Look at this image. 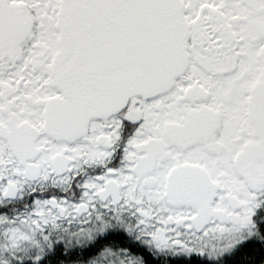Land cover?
<instances>
[{"label":"snow or ice","instance_id":"snow-or-ice-1","mask_svg":"<svg viewBox=\"0 0 264 264\" xmlns=\"http://www.w3.org/2000/svg\"><path fill=\"white\" fill-rule=\"evenodd\" d=\"M89 244L264 264V0H0V264Z\"/></svg>","mask_w":264,"mask_h":264},{"label":"flooded vegetation","instance_id":"flooded-vegetation-1","mask_svg":"<svg viewBox=\"0 0 264 264\" xmlns=\"http://www.w3.org/2000/svg\"><path fill=\"white\" fill-rule=\"evenodd\" d=\"M112 243L118 244L119 241H113ZM61 255H63V249L65 245L61 244L60 246ZM91 245L85 247H70V250L67 254V259L64 260V264H75V261L78 259H83L89 251H91ZM151 256V253H148ZM154 261H157V264H213V262L208 261L205 257L198 256H172L167 257H152ZM227 259V257L225 258Z\"/></svg>","mask_w":264,"mask_h":264}]
</instances>
